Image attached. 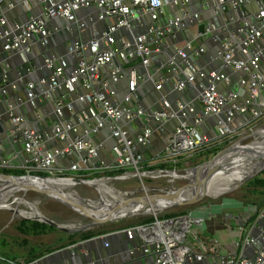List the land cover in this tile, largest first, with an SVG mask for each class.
<instances>
[{
  "label": "built area",
  "instance_id": "built-area-1",
  "mask_svg": "<svg viewBox=\"0 0 264 264\" xmlns=\"http://www.w3.org/2000/svg\"><path fill=\"white\" fill-rule=\"evenodd\" d=\"M17 8L24 17L10 18ZM59 34L62 40L52 39ZM60 41L63 53L55 55L49 48ZM35 45L42 48L39 64L32 62ZM124 79L117 95L112 86ZM0 103V125L7 121L0 126V170L19 171L10 175L95 181L177 172L178 164L264 120V0H0ZM23 106L32 111L29 122L45 121L44 128L52 113L50 129L29 127ZM104 130L107 136L95 140ZM164 133L163 148L145 156ZM152 218L120 229L140 239L129 254L149 253L152 264L209 257L264 264V204L226 253L186 240L197 235L201 216ZM77 245L69 246L71 256ZM30 263L0 254V264Z\"/></svg>",
  "mask_w": 264,
  "mask_h": 264
},
{
  "label": "rangeland",
  "instance_id": "rangeland-1",
  "mask_svg": "<svg viewBox=\"0 0 264 264\" xmlns=\"http://www.w3.org/2000/svg\"><path fill=\"white\" fill-rule=\"evenodd\" d=\"M262 128H264V120L261 123L257 124L253 129H244L242 133L237 135L230 142V144L235 142L231 146L232 149H229V151L234 150L232 157L225 165L224 171L218 177L219 179L211 187L212 190L226 187L227 185L234 182L236 179L235 177H238L240 173L246 172V167L251 165L252 163H245V169L243 166L239 165L238 162L246 159L248 155H252V152L255 149H261V151L264 152V147L260 148L262 140H264V131L261 132L263 133V135L251 134ZM230 144L228 143L220 149H223ZM250 144L252 145L247 149L242 148ZM203 153L204 151L196 155L195 160H200L198 162H195L193 164L189 162H187V164H178L175 167L177 171L175 172V174L180 173V175H183L188 171V168L206 161L211 157H209L210 154L207 155ZM191 159L192 157L189 158V160ZM261 162L262 161H260L259 163ZM167 174L169 175L154 173L152 174L153 176L142 177V179L136 176L122 180L110 178L98 180L97 183L104 188L120 191L123 195V198H120L119 195L115 193L114 195L117 196L119 200H124L131 197H140L145 195V197H147V195L151 194H165L169 190L181 188L182 186H186L191 182L189 178L172 175V172ZM102 175L103 174H100L97 177H100ZM188 177L191 176L188 175ZM260 179L264 180V165L261 166L258 170H253L249 174L245 175L243 179L238 183L231 184V188L224 191L223 193L213 195L200 192L197 194L201 195L202 193L203 197H201L195 203L181 205L177 204V202L171 206L157 209L155 211H151L150 205H148L147 208H143L149 211H145L143 209H139L137 211L124 209V211H127V214L119 213L115 215H109L113 218H121L108 221V223L103 224L99 228V230H94V228L98 226L91 228V230L94 232H102L111 228H122L126 225L129 226L138 222L140 223V220L143 218H152V216H154V213L158 217L163 218L165 217V214L177 215L188 213L190 211L191 213L196 214V216H201V218L204 219V222L199 226V228L196 227L197 235L194 238L187 234L186 240L188 242H190L194 247H197V242L201 241V243L204 244L206 250L210 254L216 253V250H218L219 253H226L230 249L236 250L238 237L241 234V229L245 228V225H243L242 223L244 219L250 214V210L253 204H255V202H257L263 195L264 184L257 181ZM87 183L67 185V188H62V192L66 195H68L69 193L70 196H68L70 198L78 203L80 201L79 204L86 205L87 207L93 209H109L110 206H107L106 203L109 205L114 203L112 202V196L107 194L105 195L107 196V198L105 197L100 199V195L95 186ZM0 185L1 190V187L9 184L1 182ZM100 186H98L99 189H101ZM124 192L128 193L123 194ZM48 193H50V195L47 196L45 194L37 192L36 190L28 189L25 192L22 190H13L8 195L5 194L0 198L1 254L14 255V253H18L21 255H26L25 253L29 248L35 252H40L41 256H47L51 254L52 242H54V240L56 242L58 240L66 241V239L68 238L67 232H64L56 227L55 229L53 228L45 233H40L37 235H23L18 231V228L22 226V220H26L28 223L31 220H42L46 216L47 218H50L63 225L80 226L90 222V218L84 216L86 215V213L74 207L72 209L67 207L63 203L54 199L55 197L52 192L48 191ZM100 193L103 194L102 192ZM186 193L191 197L192 187L187 186ZM152 201H157L156 203L161 202L158 196H155ZM140 202L143 203V201ZM4 205H6L7 208H11L12 210H14V212L10 209H3L2 206ZM29 205H31L33 208H28ZM15 210H17L16 214H14ZM88 215L96 217L98 219L100 218L99 215ZM75 236L77 238V236H79V233ZM197 248L200 249L199 247ZM43 249L44 251H46L45 253L43 252ZM210 260L212 259L209 257L208 261ZM206 263L208 262L206 261Z\"/></svg>",
  "mask_w": 264,
  "mask_h": 264
},
{
  "label": "crops",
  "instance_id": "crops-1",
  "mask_svg": "<svg viewBox=\"0 0 264 264\" xmlns=\"http://www.w3.org/2000/svg\"><path fill=\"white\" fill-rule=\"evenodd\" d=\"M32 4V8L34 9V11H37L39 8V6L36 4V2L31 1ZM197 4V2H196ZM253 5V4H252ZM251 4L248 5L249 8H253ZM196 7V5H195ZM194 7V8H195ZM24 10L22 8H17V10H13V11H9L8 15L10 18H13L14 16H22L24 17ZM193 30V29H192ZM190 34V32L186 31L184 32V35L186 37H188ZM63 36L62 35H57L55 37H52L53 40H58L61 39ZM62 40V39H61ZM52 41V40H51ZM65 47V42L64 41H60V43L58 45H56L55 47H51L49 48V51L53 52L55 55H60L63 53V48ZM42 49L41 47H39L38 45H35V54H34V60L32 61L36 64L41 63L42 58L41 55H39L38 51ZM19 57V56H18ZM24 58V56L22 57ZM21 58V59H22ZM20 59V58H19ZM15 75V74H14ZM38 74H32V76L28 75V77H35ZM126 84H125V79L119 81L117 84H114L112 87L113 89L116 91V94L119 95L123 92L124 88H125ZM147 97L150 98L151 94H149V92L146 93ZM140 95H142V92L140 90ZM141 97H146V96H141ZM4 109L3 104L0 103V111H2ZM22 112L25 115L26 120L28 121L27 125L29 127H32L34 129L40 130L41 127H43L42 129L45 130H49L50 129V123L51 120L48 117L49 115L52 117V113H50L47 118H46V128H44L45 125V121L38 124V123H33V122H29V120L31 121L33 119V114L32 111L27 108L26 106L22 107ZM5 118V117H4ZM3 118L2 122H1V127H6L7 125V121ZM137 127V124H135ZM134 127V126H133ZM130 126V128H133ZM107 136L106 131L104 130L103 132H100L96 135H94V139L95 140H101L102 138H105ZM167 138H168V134L166 135V133L164 134H159L156 135L153 142L147 146L146 149H143L145 156H150L153 155L154 153L160 151L163 146L166 144L167 142ZM106 144H110V139L106 140ZM55 145V142H53L52 140L48 141L47 146L48 147H53ZM60 166L62 165H66L65 161H61ZM2 181H0L1 183ZM1 186V185H0ZM30 206V207H29ZM28 208H31L32 206L29 205ZM3 209H8L6 207V205L2 206ZM33 208V207H32ZM17 213V210H15V213ZM105 216H102V218ZM101 218V216H100ZM263 222H264V218H263ZM108 223V222H106ZM105 224V223H104ZM98 225V227L94 228V230H99V228L102 226ZM121 227L119 228H111L108 230H104L102 232H94L93 231V236L86 238V239H80L79 236H77V239L75 242L68 244V240L66 239V241H55L52 242V250L51 253H53V256H50L48 258H44L46 256H39L37 258H35L34 260L30 261L28 260V258H26V255H21L18 253H14V255H5V256H14V257H19L22 258L28 262H31L30 264H64L66 261H68V259H72L75 262H79L82 264L85 263H89L91 260L95 261L94 264H152L153 263V255L151 254H142L139 250L136 251L135 254H129L128 253V248L132 247L133 245L137 246V248H139L141 246V242L140 239L138 237L134 238V239H127L126 235L123 234L122 232H120ZM85 231H92L91 229H87V230H83V231H78L77 233H81V232H85ZM67 233H71V232H67ZM109 234V235H108ZM107 238L106 240L108 241V245L105 246L104 243L101 241V238L103 236H106ZM77 243V246H82L83 250H81V252L78 251V249L76 250L75 254L71 256V251H69L68 249L70 245ZM29 249V248H28ZM43 252L45 253L46 251ZM1 254V253H0ZM26 254V253H25ZM92 256V257H91ZM212 260L208 261V260H203V261H195V262H186L185 264H217V259L215 257H210ZM206 261L208 263H206Z\"/></svg>",
  "mask_w": 264,
  "mask_h": 264
},
{
  "label": "bare ground",
  "instance_id": "bare-ground-1",
  "mask_svg": "<svg viewBox=\"0 0 264 264\" xmlns=\"http://www.w3.org/2000/svg\"><path fill=\"white\" fill-rule=\"evenodd\" d=\"M262 131H264V128L259 129L258 131H256L255 133H253V135L258 134V135H263V133H261ZM252 144L250 145H246L242 148L247 149L248 147H250ZM264 147V140H262V144L260 146V148ZM232 149V148H231ZM233 151H226L224 154L219 155L212 163H211V167L216 166L219 167L216 171H214L210 177L205 181V183L203 184V186L201 185L199 188H197V186H192V194L194 193H205V194H213V195H217L220 193H223L224 191L228 190L229 188H231V184H236L239 181H241L243 179V177L247 174H249L251 171L253 170H257L259 169L261 166L264 165V152L260 150H254L252 152V155H248L246 157V159H243L242 161L238 162L239 165L243 166L245 168V163H252L251 165L247 166V171L244 173H240V175L238 177H235V181L232 182L231 184L227 185L226 187L223 188H217L216 190H212L211 187L216 183V181L219 179L218 177L221 175V173L224 171L225 165L227 164V162L230 160V158L232 157ZM260 161H262L261 163H259ZM247 165V164H246ZM245 168V169H246ZM244 170V169H243ZM206 171V170H205ZM152 174L154 173H150L148 174V176H153ZM160 174V173H159ZM146 175V174H143ZM141 174H139V176H143ZM161 175H169V174H161ZM172 175L174 176H178V177H183V178H189L188 177V173L184 174V176H180V173H176L172 172ZM191 178V177H190ZM0 181H2L3 183H8V187L1 189L0 190V198L5 195L8 194L9 192L13 191V190H22V191H27V187L30 186L32 188H36V189H41V190H47L53 193L54 197L57 199H62L63 197L68 199L74 208L86 213V214H91V215H99V216H107V215H115V214H119V213H126L127 211L125 210H133V211H137L139 209H143V208H147L148 205H150L151 211H155L157 209H161V208H165L167 206H171L181 200H184L188 197H190V195H188L186 193V187H181L178 189H172L169 190L168 192H166L165 194H173L170 197H159V199L161 200L160 203H156L154 201H152V199L148 198V197H144V199L139 200V201H130L127 204H122L121 202H124L126 200L129 199H124V200H119V198L117 196L114 195L117 194L119 195L120 198H123V195L120 191H116V190H111L108 188H104L100 185H98L97 181H89L88 183L95 186V188L97 189L99 195H100V199L102 198H107V194L112 196V202H114L113 204L109 205L106 203L107 206H110L109 209H93L90 207H87L86 205H82L79 204L78 202L74 201L72 198H70L69 193L68 195L64 194L62 192V188L66 187L67 185H75L77 183H83V182H77L74 181L71 178H64V179H54V178H47V179H41V178H35V177H23V178H11V177H0ZM87 183V182H85ZM87 183V184H88ZM66 185V186H65ZM98 186L101 187V189L98 188ZM147 190V189H146ZM100 192H102L103 194H101ZM71 193V192H70ZM128 192H124L123 194H127ZM73 194V193H72ZM75 195V194H74ZM72 196V195H71ZM88 201V200H87ZM140 201H143L140 202ZM146 201V202H145ZM95 202V201H94ZM98 203V202H97ZM133 203V204H132ZM141 203V204H140ZM119 205L116 209L114 208V205ZM145 211H149L146 209H143ZM133 213V212H131Z\"/></svg>",
  "mask_w": 264,
  "mask_h": 264
},
{
  "label": "water",
  "instance_id": "water-1",
  "mask_svg": "<svg viewBox=\"0 0 264 264\" xmlns=\"http://www.w3.org/2000/svg\"><path fill=\"white\" fill-rule=\"evenodd\" d=\"M198 29L199 30H202L203 29V24H200L198 26ZM251 134H253V133H251ZM234 143H232V144L224 147L219 152H217L214 156H212L210 159H208L206 161H203V162H201V163H199V164H197V165H195L193 167L188 168V171L186 173H188L189 176H191V178L189 177V179L191 180V182L189 184H187L186 186H182V187H187V186L192 187L194 185V186H197V188H199L201 185L203 186V184L210 177V175L219 168V167H217L218 164L216 166H214V167H211V163L219 155L224 154L226 151H228ZM183 176H184V174H183ZM0 177L19 178V177H22V176H16V175H10V174H0ZM40 178L47 179L48 177L40 176ZM74 180L77 181V182H83V183L89 182V181H93V179H88V180L74 179ZM27 189H29V190H36L37 192H40V193L45 194L47 196L50 195V193H48L47 190H38V189L32 188L30 186H28ZM172 195L173 194H169L168 195V194H164L163 193V194H151V195H147V197H150L151 199H153L155 196H158V197H162V196L170 197ZM145 196L127 198L129 200H126V201L121 202V203L122 204H127L131 200L132 201H139V200L144 199L143 197H145ZM201 197H203L202 193H201V195H198V194L194 193V194L191 195L190 198L188 197L186 200H183L181 202H178L177 204H181V205L192 204V203L197 202ZM54 199H56L57 201L63 203L64 205H66L67 207H69L71 209L73 208L72 203L68 199H66L64 197L62 199H57V198H54ZM117 207H118V204L114 208L116 209ZM8 209L12 210L11 208H8ZM12 211L14 212V210H12ZM129 214H131V213H129ZM84 216L90 218V222L85 223V224L80 225V226L63 225V224H60V223H58V222H56V221H54V220H52L50 218H47L46 216L42 220H37V219L36 220L39 221V222H44V223H46L48 225H52V226H54V227H56V228H58V229H60V230H62L64 232H78V231H83V230L91 229V228H93L95 226H98L100 224H104V223H106L108 221H111L113 219L121 218V217L113 218V217H110L109 215H107V216H105L103 218H99V219L96 218V217L89 216L88 214H86ZM105 238H107V235L105 236ZM101 241H103L102 238H101ZM81 248H82V246H77V247H74V250L81 249ZM68 250L71 251L70 249H68ZM50 256H53V253H51L50 255H47L44 258L46 259V258H48Z\"/></svg>",
  "mask_w": 264,
  "mask_h": 264
},
{
  "label": "trees",
  "instance_id": "trees-1",
  "mask_svg": "<svg viewBox=\"0 0 264 264\" xmlns=\"http://www.w3.org/2000/svg\"><path fill=\"white\" fill-rule=\"evenodd\" d=\"M224 145H221V146H217V147H212L210 149H207L204 151L203 154H210L209 157L211 156H214L217 152H219L221 149V147H223ZM220 149V150H219ZM210 157V158H211ZM209 158V159H210ZM191 164L195 163V162H198L196 161L194 158L190 160ZM0 172L2 173H5V174H9V173H18L19 171L18 170H12V169H2L0 170ZM119 172H109L108 175H115ZM258 182L264 184V180H257ZM263 204H264V192H263V195L262 197L257 201L255 202V204H253L251 210H250V214L244 219L243 221V225H245V228H249L253 222L256 220L257 218V215L259 213V211L261 210V208L263 207ZM176 215V214H175ZM169 216H172L170 214H165V217H169ZM153 220V218L151 217H147V218H143L140 220V223H147V222H151ZM22 226H20L18 228V231L23 234V235H37V234H40V233H45L51 229H55L54 226L52 225H48L44 222H39V221H36V220H31L27 223L26 220H22ZM139 223V222H138ZM242 228V227H241ZM245 228H242L241 229V234L239 235L238 237V242L241 240V238L243 237V234H244V231L247 230ZM98 233V232H97ZM76 234H78L77 232H72V233H67V240H68V244H71L73 242L76 241ZM95 234V233H94ZM93 234V231H85V232H81L79 234V238L82 240V239H86V238H89L91 236L94 235ZM41 255L40 252H35L33 251L32 249H28L27 252H26V258H28V260L32 261L34 260L35 258L39 257Z\"/></svg>",
  "mask_w": 264,
  "mask_h": 264
},
{
  "label": "flooded vegetation",
  "instance_id": "flooded-vegetation-1",
  "mask_svg": "<svg viewBox=\"0 0 264 264\" xmlns=\"http://www.w3.org/2000/svg\"><path fill=\"white\" fill-rule=\"evenodd\" d=\"M6 187H8V185L1 187V189H4V188H6ZM9 193H10V192H9ZM9 193H8V194H9ZM8 194H7V195H8Z\"/></svg>",
  "mask_w": 264,
  "mask_h": 264
}]
</instances>
